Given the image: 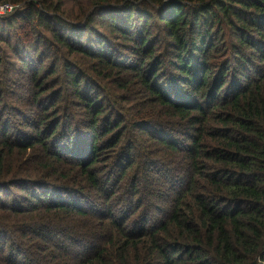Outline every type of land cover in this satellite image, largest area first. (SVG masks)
Instances as JSON below:
<instances>
[{
	"label": "trees",
	"instance_id": "16d2710c",
	"mask_svg": "<svg viewBox=\"0 0 264 264\" xmlns=\"http://www.w3.org/2000/svg\"><path fill=\"white\" fill-rule=\"evenodd\" d=\"M0 264H264V0H0Z\"/></svg>",
	"mask_w": 264,
	"mask_h": 264
},
{
	"label": "built area",
	"instance_id": "2783aa9c",
	"mask_svg": "<svg viewBox=\"0 0 264 264\" xmlns=\"http://www.w3.org/2000/svg\"><path fill=\"white\" fill-rule=\"evenodd\" d=\"M16 8L17 6L9 3L0 4V17L5 16L6 14L12 12Z\"/></svg>",
	"mask_w": 264,
	"mask_h": 264
}]
</instances>
